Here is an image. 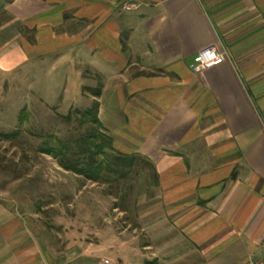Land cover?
Here are the masks:
<instances>
[{"label":"crops","instance_id":"obj_1","mask_svg":"<svg viewBox=\"0 0 264 264\" xmlns=\"http://www.w3.org/2000/svg\"><path fill=\"white\" fill-rule=\"evenodd\" d=\"M208 46L225 61L196 73ZM43 56L83 71L113 151L152 166L120 211L136 215L137 263L261 262L264 0H0V71ZM93 186L83 212H117ZM30 216L0 223V264H72L82 245Z\"/></svg>","mask_w":264,"mask_h":264},{"label":"rangeland","instance_id":"obj_2","mask_svg":"<svg viewBox=\"0 0 264 264\" xmlns=\"http://www.w3.org/2000/svg\"><path fill=\"white\" fill-rule=\"evenodd\" d=\"M48 57L43 56L40 62L30 60L15 71H0V223L8 218L28 222L30 215L39 212L43 225L53 226L54 232L60 225L61 237L68 232V240L82 245L72 264H135L147 257L133 253L129 244L136 215L120 211L126 209L124 198L133 184L135 193L143 192L144 178L151 177L152 169L137 161L128 179L105 177L109 182L116 179L118 185L96 184L64 171L52 156L41 153L44 146L55 147L57 139L82 133L73 113L91 106L82 97L83 80L80 88L76 87V78L83 71L68 65L56 71ZM84 91L92 95L97 89ZM69 114L72 119L67 122L63 117ZM107 153L115 155L114 151ZM136 171L137 176L133 175ZM72 178L78 184L71 185ZM88 186L112 195L119 212H83ZM51 203L56 206L50 208ZM137 233L138 242H145V234ZM2 242L0 238V249Z\"/></svg>","mask_w":264,"mask_h":264},{"label":"trees","instance_id":"obj_3","mask_svg":"<svg viewBox=\"0 0 264 264\" xmlns=\"http://www.w3.org/2000/svg\"><path fill=\"white\" fill-rule=\"evenodd\" d=\"M98 94L99 90L95 91L93 96L97 97ZM98 106L99 104L94 100L90 108L84 111L75 110L74 120L77 121L79 129L83 128V132L76 135L70 134L63 140L57 139L55 147L44 146L40 149L41 153L52 156L64 171L96 184L109 183L112 185L114 182L118 185L117 180L124 181L133 173L131 171L136 168L137 161L152 168L138 155H123L114 152L115 155L110 156L107 153L108 151L113 152L112 140L103 133V127L98 121ZM63 119L70 122L72 117L69 114ZM107 175H112L117 180L109 182L105 180ZM133 175L137 176L138 172H134Z\"/></svg>","mask_w":264,"mask_h":264},{"label":"built area","instance_id":"obj_4","mask_svg":"<svg viewBox=\"0 0 264 264\" xmlns=\"http://www.w3.org/2000/svg\"><path fill=\"white\" fill-rule=\"evenodd\" d=\"M225 58V54L220 52L215 46H208L198 52L196 62L190 64L189 67L196 73H201L204 70L214 68L224 63ZM261 258L262 260L259 264H264V250ZM104 264H106V262H104Z\"/></svg>","mask_w":264,"mask_h":264}]
</instances>
